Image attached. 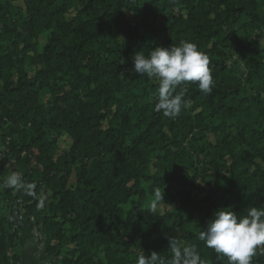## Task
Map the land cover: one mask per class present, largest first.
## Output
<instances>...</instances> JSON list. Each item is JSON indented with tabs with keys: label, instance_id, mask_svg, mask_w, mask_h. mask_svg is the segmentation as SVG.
<instances>
[{
	"label": "trees",
	"instance_id": "16d2710c",
	"mask_svg": "<svg viewBox=\"0 0 264 264\" xmlns=\"http://www.w3.org/2000/svg\"><path fill=\"white\" fill-rule=\"evenodd\" d=\"M181 41L214 85L168 118L131 57ZM0 148V264H22L25 223L44 264H170L168 237L228 264L198 233L264 208V0H0Z\"/></svg>",
	"mask_w": 264,
	"mask_h": 264
},
{
	"label": "clouds",
	"instance_id": "9594fccd",
	"mask_svg": "<svg viewBox=\"0 0 264 264\" xmlns=\"http://www.w3.org/2000/svg\"><path fill=\"white\" fill-rule=\"evenodd\" d=\"M131 59L134 73L146 74L157 83L155 110L165 117L176 118L190 106L185 98L187 83H196L203 93L212 91L214 80L209 58L192 42L154 46L147 54L136 51ZM3 186H22L20 177L13 173ZM158 196L163 200V193ZM149 207L155 213L156 203ZM198 239L218 256L226 257L228 264H251L256 250L264 246V208L251 207L241 216L225 207L217 208L199 231ZM168 246L172 253L170 264H201L195 246L181 247L172 237H168ZM135 264H163V261L152 251L148 256L139 255Z\"/></svg>",
	"mask_w": 264,
	"mask_h": 264
},
{
	"label": "crops",
	"instance_id": "0c3cea01",
	"mask_svg": "<svg viewBox=\"0 0 264 264\" xmlns=\"http://www.w3.org/2000/svg\"><path fill=\"white\" fill-rule=\"evenodd\" d=\"M33 234H35L34 229L30 223H25L22 233V247H23V261L22 264H44L40 260L38 253L35 249L36 239Z\"/></svg>",
	"mask_w": 264,
	"mask_h": 264
},
{
	"label": "rangeland",
	"instance_id": "374dc122",
	"mask_svg": "<svg viewBox=\"0 0 264 264\" xmlns=\"http://www.w3.org/2000/svg\"><path fill=\"white\" fill-rule=\"evenodd\" d=\"M44 37V36H43ZM43 40H44V38H43ZM64 144H66V142L64 141L63 142ZM0 166L2 167V168H7L8 166H9V163H6V162H4L3 161V156H2V152H1V148H0ZM156 200H158V197H156V199L155 198H150L149 199V202H148V206H150V204L152 203V202H157ZM160 205H158L157 203H156V208L158 209V210H160ZM34 232H35V234H39V236H41L40 235V231H39V229L38 228H35V230H34ZM47 264H50V262L49 263H47Z\"/></svg>",
	"mask_w": 264,
	"mask_h": 264
},
{
	"label": "built area",
	"instance_id": "2783aa9c",
	"mask_svg": "<svg viewBox=\"0 0 264 264\" xmlns=\"http://www.w3.org/2000/svg\"><path fill=\"white\" fill-rule=\"evenodd\" d=\"M37 236H39V234H36ZM41 237V236H40ZM43 244L40 245V248L42 247Z\"/></svg>",
	"mask_w": 264,
	"mask_h": 264
}]
</instances>
